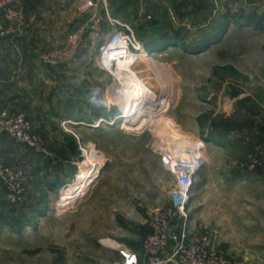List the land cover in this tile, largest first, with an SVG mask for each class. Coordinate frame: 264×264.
<instances>
[{"label":"rangeland","instance_id":"obj_1","mask_svg":"<svg viewBox=\"0 0 264 264\" xmlns=\"http://www.w3.org/2000/svg\"><path fill=\"white\" fill-rule=\"evenodd\" d=\"M83 1L25 0L12 29H0L43 31L30 48L47 71L23 109L8 111L25 115L39 145L30 149L8 135L19 150L14 162L0 149L5 163L26 173L18 203L6 199L0 181V264H114L122 248L143 255L152 215L172 203L170 160L200 157L196 182L206 174L264 176V30L242 19L264 15V0H176L168 7L94 0L81 10ZM33 17L38 24L26 29ZM113 29L128 36L130 52L149 54L132 66L135 74L104 55ZM142 80L161 103L124 124ZM89 165H97L96 176L82 193L67 195ZM258 194L262 211L264 185ZM189 219L217 241L209 225ZM217 248L229 257L221 243Z\"/></svg>","mask_w":264,"mask_h":264},{"label":"crops","instance_id":"obj_2","mask_svg":"<svg viewBox=\"0 0 264 264\" xmlns=\"http://www.w3.org/2000/svg\"><path fill=\"white\" fill-rule=\"evenodd\" d=\"M142 1L157 3L159 7L176 3V0H108L111 7L140 5ZM35 20L34 17L30 18L26 29L30 24H38ZM33 28L21 34H0V113L23 109L28 102V92L35 86L43 87L47 71L35 58L39 52L30 46L35 45V38L43 41L41 36L46 35L43 31L33 33L38 30ZM16 143L8 135L0 136V149L12 162L19 151ZM225 148L222 146L219 150ZM202 178L194 188L190 206L191 223L194 226L209 225L218 241L217 245L222 244L232 264H264V216L259 218L264 209L259 210L258 205V193L263 188L264 176L256 172H241L233 176L225 173L219 176L206 174ZM259 219L263 221L259 222ZM136 251L142 255L140 249ZM141 264H148L143 255Z\"/></svg>","mask_w":264,"mask_h":264},{"label":"built area","instance_id":"obj_3","mask_svg":"<svg viewBox=\"0 0 264 264\" xmlns=\"http://www.w3.org/2000/svg\"><path fill=\"white\" fill-rule=\"evenodd\" d=\"M25 0H0V29L3 33V25L12 29L20 19L22 13L20 6ZM107 5V0H101ZM94 0H84L79 6L86 10L96 6ZM117 24H119L117 22ZM115 33L106 39L104 55L115 57L116 52L129 51L128 36L125 32L113 29ZM112 31V32H113ZM117 33V34H116ZM81 34L75 31L70 35L71 42H76ZM118 48L111 51L110 48ZM9 135L17 143L30 149H36L39 145V137L32 130L28 119L23 114L0 113V136ZM200 157L192 156L183 164L170 160L172 171L174 166L176 187L172 191V203L152 215L151 230L142 244L143 256L148 264H232L226 254L218 250L217 243L211 238L210 232L204 226L193 228L190 224L188 205L192 197V191L196 184V174L201 167ZM0 181L5 188L6 199L18 203L24 199L26 173L20 166L5 163L0 156ZM170 249V252H166ZM120 260L114 264H141V255L130 248L119 249ZM161 253H166L161 256Z\"/></svg>","mask_w":264,"mask_h":264},{"label":"bare ground","instance_id":"obj_4","mask_svg":"<svg viewBox=\"0 0 264 264\" xmlns=\"http://www.w3.org/2000/svg\"><path fill=\"white\" fill-rule=\"evenodd\" d=\"M110 49L111 51L118 50V48L112 47ZM138 52L135 54L133 52H128L127 54H125V52H121V56H119V52H116L114 60H116L115 58H117V64L122 65L125 71H129L135 74L132 66H134L138 62H148L150 59L149 54L146 51H141L139 53ZM160 103L161 97L152 89V87L148 83L142 80L132 90L131 103L128 106L126 112L122 115L124 124L134 122L137 116L149 112V110L151 109L150 107L156 108L155 106ZM97 170V165H89L84 167L76 175V183L68 186V188L66 189V194L70 195L75 193H82L86 189L84 183L92 177H95L97 174Z\"/></svg>","mask_w":264,"mask_h":264},{"label":"trees","instance_id":"obj_5","mask_svg":"<svg viewBox=\"0 0 264 264\" xmlns=\"http://www.w3.org/2000/svg\"><path fill=\"white\" fill-rule=\"evenodd\" d=\"M242 19L248 25H253L257 29L264 30V15L253 12V13H250L248 15H243ZM182 41H183V39H177L175 43L177 45H181L182 44ZM36 251H34V252H36Z\"/></svg>","mask_w":264,"mask_h":264}]
</instances>
